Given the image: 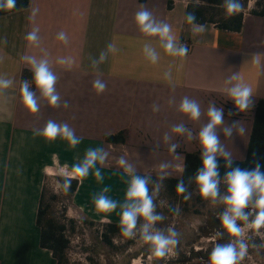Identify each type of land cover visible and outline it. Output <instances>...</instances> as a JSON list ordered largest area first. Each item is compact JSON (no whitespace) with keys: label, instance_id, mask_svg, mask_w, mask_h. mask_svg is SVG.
Returning <instances> with one entry per match:
<instances>
[{"label":"crops","instance_id":"obj_1","mask_svg":"<svg viewBox=\"0 0 264 264\" xmlns=\"http://www.w3.org/2000/svg\"><path fill=\"white\" fill-rule=\"evenodd\" d=\"M191 2L30 0L26 9L0 17V76L13 81L0 89V264H58L52 252L41 247L36 221L45 170L57 168L55 159L62 156V150L76 156L78 151L94 148L93 143L107 144V134L125 131L127 143L121 148L136 172L145 173L138 170L143 169L141 159L152 160L146 169H160L162 163L170 166L173 156L182 161L177 169H183L185 152L202 151L198 133L208 122L207 108L214 101L224 108L225 125L238 120L244 128L243 133L237 129L234 138L224 135L223 126L216 131L231 159L245 160L255 105L264 98V16L245 13L240 32L210 24L204 25L202 33H194L185 19ZM141 7L171 25L177 41L187 44L186 56L167 54L158 37L139 30L134 18ZM34 9L38 11L30 19ZM34 28L39 29L38 44L25 39ZM61 32L67 43L58 39ZM109 44L116 51H109ZM145 44L159 54L156 63L146 57ZM101 53H106V59L94 67L92 62ZM25 55L48 59L58 78L59 107L50 106L35 86L31 90L39 111L32 113L24 105L21 75L31 70L22 59ZM61 58L69 63H58ZM166 72L171 73L170 79ZM233 73L252 88V111L246 116L228 115L235 109L227 95L237 82H228ZM96 79L106 84L103 93L93 88ZM185 96L199 102L202 115L198 121L178 110ZM153 105L159 111L154 112ZM48 120L68 123L83 138L81 143L70 148L60 137L47 141L35 135ZM176 124H184L197 138L172 132ZM172 143L179 145L176 153L168 151Z\"/></svg>","mask_w":264,"mask_h":264},{"label":"clouds","instance_id":"obj_2","mask_svg":"<svg viewBox=\"0 0 264 264\" xmlns=\"http://www.w3.org/2000/svg\"><path fill=\"white\" fill-rule=\"evenodd\" d=\"M16 0H0V10L14 9ZM222 7L227 16H234L244 10L243 0H223ZM38 9H34L30 19H34ZM135 23L139 30L153 37H158L161 41V46L164 51L172 56L184 57L187 55L188 47L186 43L178 42L176 37L172 34L171 25L166 22L157 20L152 12L144 7H141L135 14ZM187 22L192 25L194 33H202L205 30L203 24L196 23V16L193 13L186 14ZM38 28H34L29 32L25 39L32 44L39 43ZM58 39L67 43V36L61 32L58 34ZM109 51H116L114 44L108 45ZM144 53L146 57L152 62L156 63L159 59V54L149 44L144 45ZM33 73L32 83L40 91L41 95L47 100L52 107L60 106V96L56 91L55 84L57 76L51 70L49 61L46 58L37 60L35 56L25 55L22 58ZM106 59V53H101L99 60H93V66H97L100 62ZM58 63H69L67 59L61 58ZM165 77L170 79L171 73L166 72ZM237 81L228 89L227 95L233 102L236 111L231 109L228 115L235 116L239 112L248 110L253 106L252 88L240 81L238 74L233 73L228 78V82ZM11 79L0 76V89L8 88L12 85ZM93 88L97 94L103 93L106 89V84L96 79L93 82ZM21 95L22 101L26 108L36 113L39 111V105L35 98V93L30 88L28 80L21 81ZM63 106L68 107L67 101ZM180 112L186 114L192 121H198L202 115L201 106L195 99H190L185 96L180 104ZM153 111H159L157 105H153ZM207 123L200 129L198 139L201 146V161L202 166L196 170L194 179L199 185V192L202 198H217L220 197L225 208L219 212L218 218L223 229L230 237L236 239H229L226 243H217L210 253L211 264H239L247 254L249 245L243 239L244 228L238 221L244 222L245 227L254 226L259 229L264 225V165L259 162L252 168H241L239 165L234 166V161L231 159V153L226 150L225 145L221 143L220 136L216 129L223 126V133L228 138H234L236 130L243 133L244 128L240 125L238 120H231L225 125V111L223 107H217L214 101H210L207 108ZM172 132L183 135L188 134L189 139L197 138L184 124H176L172 127ZM35 135L42 136L47 141H54L60 137L68 142L70 148L77 147L81 140L77 136L75 130L69 126L68 123H57L53 120H48L42 129L35 131ZM170 137L165 135L167 141ZM178 144L172 143L168 147L170 153H176ZM222 154L225 157V167L230 169L224 173V178L228 184V195L220 196L218 184L220 182L221 174L219 171L220 161L217 155ZM109 153L101 147L88 148L84 154L83 159L74 163L71 170L66 173L63 180L62 187L65 192L71 188L72 180H83L87 178L92 170L98 182L103 181V175L97 164L104 165L108 159ZM118 165L123 168L125 174L130 176L127 182L128 187L125 193L124 203L111 199L107 193L110 191L108 187H104L99 193L92 197L93 204L97 212L111 213L118 207L120 208V232L128 238L134 239L137 237V224L139 219H143L145 223L140 228V239L149 245V250L156 257H164L170 253L175 246L180 242V233L174 227H167L166 229H158L155 227L157 222H162L166 219L163 213L156 211V204L153 196L150 194L149 184L152 182L150 175H139L136 173L134 166L121 156L118 159ZM169 165L162 163L159 165L161 175L159 177L162 182L167 173L164 172ZM161 184L156 185V191L159 192ZM177 195H183L185 200L191 198V192L188 191L183 179L179 180L175 189ZM250 203L254 208V212L246 209L249 208ZM169 210L173 214L178 215L179 209L169 206ZM251 218V220H250ZM223 232H217V236L223 237ZM264 247V245H261Z\"/></svg>","mask_w":264,"mask_h":264},{"label":"rangeland","instance_id":"obj_3","mask_svg":"<svg viewBox=\"0 0 264 264\" xmlns=\"http://www.w3.org/2000/svg\"><path fill=\"white\" fill-rule=\"evenodd\" d=\"M243 3V14H252V10L259 13L264 11V0H243ZM231 110L236 111V109ZM250 111L252 109L239 112L234 117L246 116ZM93 145L94 148L99 146L109 153L104 165L97 164L103 175L102 182L96 180L92 170L87 178L76 179L79 188L73 196L68 195L60 185L58 178L66 177L71 166L83 159L84 151H78L75 153L76 156H68L67 151L62 150V156L55 159L57 168L45 170V205L48 209L46 219L54 218L57 222L65 224L64 233L70 243L66 251L69 264H211L210 253L215 245L236 239L229 236L218 218L217 214L226 207L220 197L200 201L194 188L190 190L191 198L188 200L182 195L169 193L163 186L164 182L159 179L162 174L160 169H146L148 162L152 161L147 158L141 159L144 163L143 169L138 170L155 178L152 193L156 201V211L166 217L164 221L157 222L155 227L158 229L174 227L181 234L179 244L164 257L154 256L149 250V245L140 239L139 232L141 225L145 223L144 220L137 224L136 238L128 239L118 234L112 237V245L102 241L100 235L105 230V226L110 223H120L121 210L118 207L111 213L97 212L92 197L104 187H108L110 191L107 195L123 204L130 176L118 165V159L125 154L121 145L109 146L104 143H93ZM140 155L142 158L147 157L144 153ZM175 158L173 156L170 159L172 161L169 163L170 166L164 170L168 174L167 177L178 178L182 175L183 169L176 167L182 161H177ZM157 184H161L158 193ZM218 188L221 197L228 195V184L225 179H220ZM169 206L178 208L179 214H173ZM249 210L255 211L251 203L246 211ZM238 223L244 228L243 239L249 245L246 256L239 261V264H264V247H261L264 245V225L257 229L254 226L245 227L242 221ZM217 232H223V237L217 236ZM197 254H201L202 257Z\"/></svg>","mask_w":264,"mask_h":264},{"label":"trees","instance_id":"obj_4","mask_svg":"<svg viewBox=\"0 0 264 264\" xmlns=\"http://www.w3.org/2000/svg\"><path fill=\"white\" fill-rule=\"evenodd\" d=\"M30 0H16L14 9L0 10V17L9 15L19 10L26 9L29 6ZM223 0H192L188 5L186 14L193 13L196 16V23L203 25L215 24L218 28L228 30L232 32H240L243 26L244 14L243 12L234 15L227 16L224 8L222 7ZM252 14L264 16L263 12H257L252 10ZM186 19V17H185ZM187 22V20H186ZM188 23V22H187ZM33 73L29 69H25L21 75V81L28 80L30 82V88L34 89L35 84L32 83ZM255 105L252 131L248 141L247 153L245 160H234V166L239 165L241 168H252L257 162L264 165V98L259 99ZM104 142L111 145H126L127 134L125 131H120L114 134H107L104 137ZM220 161V174L221 180L224 178V173L229 171L225 167V158L217 157ZM184 166L181 177L172 178L166 177L162 182L166 191L176 194L177 182L181 179L184 180L188 191L192 188L197 192V199L200 201L207 200L201 197L199 192V185L196 183L194 176L196 170L202 166L201 151L185 152L184 153ZM264 171V168H262ZM139 175H150L147 173L136 172ZM152 182L149 184L150 194L152 193V184L155 178L150 175ZM65 177L58 178L60 185L63 184ZM226 180V179H225ZM78 189V181L72 180L71 188L67 191L68 195L73 196ZM221 194V191H219ZM183 196V195H182ZM154 199V196H153ZM154 203H156L154 199ZM47 207L45 205V187L40 199V206L37 215V226L40 228V244L42 248L48 249L52 252L53 257L58 264H69L66 257V251L69 247V240L65 235V224L57 222L54 218H47ZM143 219H139L138 222L142 223ZM121 234L119 224L110 223L105 226V230L102 231L100 237L102 241L112 245V237ZM200 256L201 254H197ZM202 257V255L200 256Z\"/></svg>","mask_w":264,"mask_h":264},{"label":"built area","instance_id":"obj_5","mask_svg":"<svg viewBox=\"0 0 264 264\" xmlns=\"http://www.w3.org/2000/svg\"><path fill=\"white\" fill-rule=\"evenodd\" d=\"M183 1H186V0H183ZM110 146H113V145L110 144Z\"/></svg>","mask_w":264,"mask_h":264}]
</instances>
